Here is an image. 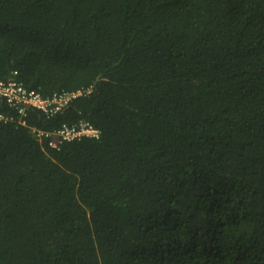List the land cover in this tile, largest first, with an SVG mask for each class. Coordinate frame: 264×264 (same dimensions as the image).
<instances>
[{
  "label": "trees",
  "instance_id": "obj_1",
  "mask_svg": "<svg viewBox=\"0 0 264 264\" xmlns=\"http://www.w3.org/2000/svg\"><path fill=\"white\" fill-rule=\"evenodd\" d=\"M9 79L90 92L0 100V264H264V0H0Z\"/></svg>",
  "mask_w": 264,
  "mask_h": 264
},
{
  "label": "built area",
  "instance_id": "obj_2",
  "mask_svg": "<svg viewBox=\"0 0 264 264\" xmlns=\"http://www.w3.org/2000/svg\"><path fill=\"white\" fill-rule=\"evenodd\" d=\"M88 92H90V88L54 92L44 96L34 89L27 88L21 81L0 80V100L16 107L19 113H24L27 108H33L41 111L47 117L63 111L75 97ZM3 118L4 116L0 114V119ZM36 135L40 138L42 136L49 137L47 144L50 147L58 148L64 141L82 137L98 138L100 130L87 121H81L73 125L62 124L52 132L37 130Z\"/></svg>",
  "mask_w": 264,
  "mask_h": 264
}]
</instances>
